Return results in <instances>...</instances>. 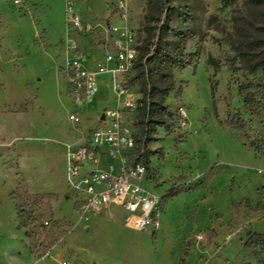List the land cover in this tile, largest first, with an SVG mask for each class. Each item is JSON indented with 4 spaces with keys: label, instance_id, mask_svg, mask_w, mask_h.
I'll list each match as a JSON object with an SVG mask.
<instances>
[{
    "label": "rangeland",
    "instance_id": "1",
    "mask_svg": "<svg viewBox=\"0 0 264 264\" xmlns=\"http://www.w3.org/2000/svg\"><path fill=\"white\" fill-rule=\"evenodd\" d=\"M172 6L191 15L174 24L193 35L181 46L166 37L167 49L194 61L171 71L172 128L158 129L150 146L149 175L162 198L161 228L152 232L131 229L115 209L86 212L68 188V146L83 143L117 101L107 74L95 99L77 106L67 66L82 55L95 72L126 38L153 49L168 13L159 0H0V264H264V157L225 124L238 110L253 137L262 132L238 89L261 77L239 50L264 38V0ZM210 57L222 65L217 74ZM134 75L123 81L139 100ZM102 166L109 169L106 158ZM171 190L181 192L167 199Z\"/></svg>",
    "mask_w": 264,
    "mask_h": 264
},
{
    "label": "built area",
    "instance_id": "2",
    "mask_svg": "<svg viewBox=\"0 0 264 264\" xmlns=\"http://www.w3.org/2000/svg\"><path fill=\"white\" fill-rule=\"evenodd\" d=\"M72 23L75 28L84 29L78 17H73ZM126 40V45L118 43L116 57L107 56L95 72L84 67L82 55H77L67 66L77 106L95 99L99 92L98 79L107 74L111 75L117 101L114 109L102 114L97 127L83 143L68 146L67 184L81 196L86 212L97 214L115 207L124 213V222L131 229L156 232L161 228L162 198L153 190L147 167L136 161V126L130 116L137 114L138 100L123 77L134 72L139 52ZM68 47L72 52L76 48L74 43ZM77 121L76 113L70 116L71 123ZM105 158L109 169L102 166Z\"/></svg>",
    "mask_w": 264,
    "mask_h": 264
},
{
    "label": "trees",
    "instance_id": "3",
    "mask_svg": "<svg viewBox=\"0 0 264 264\" xmlns=\"http://www.w3.org/2000/svg\"><path fill=\"white\" fill-rule=\"evenodd\" d=\"M114 2V0H110ZM163 11L168 13V18L157 29L159 31L158 41L151 46H137L139 52L138 60L134 67V77L132 83L140 88L141 98L138 100V112L136 118V161L144 164L150 174L151 158L155 152L150 150V146L157 141L155 134L162 128L170 131L172 124L170 119L175 114L166 105V96L174 89V81L171 71L181 65L187 67L193 63L194 55L188 56L184 61L177 57L176 52L167 49L166 37L178 38L179 46L192 36L189 29L185 30L176 27V19L189 22L191 15L183 10L172 6V0H159ZM160 21V20H159ZM244 67L250 74H260L258 81H250L242 84L238 91L242 96L243 107L250 117L259 121L262 132L253 137L248 131L251 128L250 122L245 119L240 111H230L225 124L232 130L244 135L246 145L254 152L264 157V38L253 41L248 50H239ZM207 64L214 68L215 74L221 70V63L210 57ZM215 97V87L212 86ZM180 190H171L167 199L177 196ZM259 244L264 246V239L259 240Z\"/></svg>",
    "mask_w": 264,
    "mask_h": 264
},
{
    "label": "crops",
    "instance_id": "4",
    "mask_svg": "<svg viewBox=\"0 0 264 264\" xmlns=\"http://www.w3.org/2000/svg\"><path fill=\"white\" fill-rule=\"evenodd\" d=\"M114 209H115V211L118 212V213L121 212L118 208H115V207L110 208V209H107V210H108V211H112V210H114Z\"/></svg>",
    "mask_w": 264,
    "mask_h": 264
}]
</instances>
